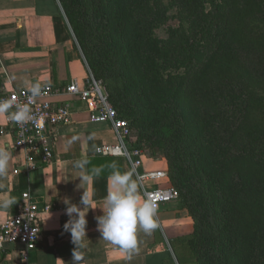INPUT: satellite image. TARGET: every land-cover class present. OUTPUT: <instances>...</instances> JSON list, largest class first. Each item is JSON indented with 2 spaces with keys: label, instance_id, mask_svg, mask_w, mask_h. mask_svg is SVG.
Segmentation results:
<instances>
[{
  "label": "trees",
  "instance_id": "1",
  "mask_svg": "<svg viewBox=\"0 0 264 264\" xmlns=\"http://www.w3.org/2000/svg\"><path fill=\"white\" fill-rule=\"evenodd\" d=\"M155 1L158 7L164 6L159 2L161 0ZM127 2L100 0L99 3L101 30L108 37L111 60L120 76L116 81L118 93L135 104L139 95L143 97L142 93H137V87L139 83L144 85L145 96L154 102L153 111L144 110V104L141 109L143 120L150 124L164 122L171 115L175 119L179 115L184 118L186 131L183 138L189 135L192 138L190 145L194 143L192 146L198 152L196 164L186 155L187 169L194 168L201 184L199 189L205 196L204 202L212 205L207 209L212 211L217 224L211 237L210 248L215 257L212 263L264 264V0L178 2L183 8L200 5L202 10L200 16H196L194 33L178 42L175 49L176 59L189 85L184 86L187 81L182 74L174 90L160 88L165 97L160 107L157 88L152 85L140 53L145 45L141 39L148 27V15L135 17L134 12H129ZM114 4L119 7L118 16H113ZM162 18L158 25L163 24ZM77 41L95 80L100 79L102 73L94 66L91 53L85 44H81L79 35ZM200 42L208 46V62L203 72L190 78L192 53L195 52L193 44ZM200 95L208 99L200 101ZM109 101L118 116L127 120L124 117L126 106H121L112 94ZM215 116L222 120H215ZM128 123L131 146L158 161L154 156L157 151L150 143L143 144L139 135H135L132 124ZM149 149L150 153L147 152ZM163 158L167 163L169 182L178 191L179 199L182 196L185 201L188 191L183 184L185 178L179 175L178 164L173 156ZM89 161L87 168L103 165L106 173L101 175H110L111 169L107 165L113 162L111 158L97 155ZM188 209L193 232L187 238L189 256L185 260L191 264H209L205 252L200 251L204 239L201 236L203 206L200 202L199 206L192 204Z\"/></svg>",
  "mask_w": 264,
  "mask_h": 264
},
{
  "label": "crops",
  "instance_id": "2",
  "mask_svg": "<svg viewBox=\"0 0 264 264\" xmlns=\"http://www.w3.org/2000/svg\"><path fill=\"white\" fill-rule=\"evenodd\" d=\"M87 76V67L74 47L57 0H0V97L28 89L33 82L65 86L73 79L86 83ZM51 100L59 106L68 105L72 121L57 128L53 161L35 171L25 170L23 154L14 148L13 132L6 124V117L0 116V131L4 132L0 133V148L7 147L12 154L9 174L0 180V185H4L0 188V198L8 195L17 198L11 209L0 210V223L19 211L21 194L26 190L41 205L52 206L51 211L41 216L42 231L37 248L31 253L32 262L74 264L75 245L71 243L70 233L63 230L68 220L64 201L69 199L83 207L80 200L86 190L97 208L89 209L86 216L89 241L82 250L80 264H191L185 259L189 256L187 238L193 232V222L176 202L160 208L155 217L158 227L151 234L138 233L135 251L123 250L100 238L95 217L103 214L100 208L104 206L109 175L81 183L78 177L81 170L74 164L96 158L100 145L114 142L112 129L106 124L90 123L84 102L67 96H55ZM111 160L120 166V171L130 170L120 160ZM144 165L147 170H166L162 161L147 156ZM18 262L16 248L0 251V264Z\"/></svg>",
  "mask_w": 264,
  "mask_h": 264
},
{
  "label": "rangeland",
  "instance_id": "3",
  "mask_svg": "<svg viewBox=\"0 0 264 264\" xmlns=\"http://www.w3.org/2000/svg\"><path fill=\"white\" fill-rule=\"evenodd\" d=\"M127 1L129 6L128 10L130 13L134 12L136 15L135 17L142 18L144 15H148V27L146 30L144 29L141 39L142 44L145 45L142 50H140V53L143 55L142 64L143 66H146L148 73L150 74L149 77L152 85L157 88L156 98L159 101L158 105L160 107V105H162L161 101L165 98L164 95H162V92L164 91L161 89L168 90L170 88L171 90H174L175 86L178 85V82L180 81L179 77H182L181 75L184 74L182 73L183 70L180 68L181 66L176 59L175 49L179 45L177 43L191 36L192 32L194 33L197 23L196 16H200L202 8L200 5L197 7L191 6L183 8L178 2H185V0H170L169 5L168 0L167 2L161 0L159 2L164 4L163 7L161 4L158 7L155 0ZM57 3L66 24L69 27L71 36L74 40V47L87 67V77L94 78L84 59L83 51L80 49L77 35L82 38L81 44H85L87 51L91 53L94 66L99 73H102L100 79H97V81L100 82L101 89L109 98H111L112 94L121 106H126L124 117L132 124L135 135H139L143 144H151V148L157 151V154L154 155L156 160L164 163L166 171L167 163L163 157L173 156V159L178 164L177 169L179 175L181 178H185L183 184L185 190L188 191V196L184 199L185 201H182V196L176 201L179 209L183 210L184 214L190 217L188 214L189 206L192 204L193 206H199L201 202L204 218L201 225V236L204 239L201 241L200 251L202 253L205 252L204 255L210 260L209 264H213L212 261L215 259L213 256L214 251L211 250L210 246L212 242V233L217 224H215V218L212 217V211L207 209L208 206L212 207V205H208L206 201L204 202L205 196L199 189L201 184L197 181L194 168L187 169L188 159L186 158V155L190 160L193 159V163L196 164L198 152L195 150L194 145L192 146L194 143L190 145V140L192 141V138L189 137V135L188 137L185 136L183 138L186 131V128H184V118L179 115L176 120L175 117L171 115L164 122L161 121L150 124L143 120L141 109L143 107L142 104H144V110L153 111L154 102L145 96L146 88L144 85L139 83L137 87V93H142L143 97L139 95L137 103H135L136 105L120 95L121 93H118V84L116 81L120 80V76L116 66L113 64L114 60H111L112 55L109 53L108 49V37L105 32L101 30L100 22L102 19V13L99 7L100 0H57ZM115 10L113 16H118L119 7L116 6ZM162 16L163 21L161 22H163V24L158 25ZM194 45L195 52L192 53L193 57L190 65V78L197 73L203 72L205 65L207 64L206 62H208V46H204L203 42H200L199 45L193 44V46ZM145 51L149 56L146 55ZM201 55H203V58ZM183 76L184 77L182 78L187 81L185 74ZM186 83L187 84L184 86L187 88L189 85L188 81ZM198 98L200 101L208 99L202 95L198 96ZM138 106H140V109H138ZM159 107H157V110ZM160 111L162 110L160 109ZM217 118H219V116H215V120H222V117H220L221 120ZM193 123L195 124V120ZM209 124L211 123L209 122ZM188 131L189 130H187V132ZM195 139L194 141L196 142ZM147 152L150 153V149ZM192 208L194 209V207Z\"/></svg>",
  "mask_w": 264,
  "mask_h": 264
},
{
  "label": "built area",
  "instance_id": "4",
  "mask_svg": "<svg viewBox=\"0 0 264 264\" xmlns=\"http://www.w3.org/2000/svg\"><path fill=\"white\" fill-rule=\"evenodd\" d=\"M27 96V89H22L11 91L0 99L11 98L17 102H26ZM55 96H67L84 102L90 123L110 126L114 142L100 145L96 154L120 160L124 166L134 170L135 177H143V195L157 204V212L162 206L179 199V193L169 182L166 170L145 169L146 154L131 146L132 134L128 121L118 116L107 94L101 89L100 82L93 77H88L83 84L73 79L65 86L45 87L43 94L32 104L37 120L24 130L6 118V124L13 132L14 148L23 154L27 172L35 171L53 161V141L57 128L72 121L69 106L55 104L51 100ZM51 210L52 206L41 205L28 190L22 192L19 211L0 223V251L16 248L19 254L18 264H34L31 253L37 248L40 239L41 216Z\"/></svg>",
  "mask_w": 264,
  "mask_h": 264
},
{
  "label": "clouds",
  "instance_id": "5",
  "mask_svg": "<svg viewBox=\"0 0 264 264\" xmlns=\"http://www.w3.org/2000/svg\"><path fill=\"white\" fill-rule=\"evenodd\" d=\"M40 82H33L28 87L26 102H17L11 98L0 99V116L24 130L29 124H34L37 117L33 113L32 104L43 94L44 88ZM42 119V117H41ZM71 143V142H69ZM118 151V150H117ZM12 154L7 147L0 148V180L6 179L9 174ZM90 161L82 159L74 164L81 170L78 176L81 183H88L101 176L104 171L103 165L87 168ZM111 169L108 176V187L106 196L103 198L102 215L95 217L97 231L107 243L129 252L138 249V233L143 231L151 234L158 227L155 219L157 215V204L150 197L142 194L143 177H136L134 170L120 171L117 163L113 161L107 165ZM81 185V184H80ZM4 185H0L3 188ZM65 214L68 220L63 225V230L71 235L73 249V262L80 264L83 260L82 250L87 248V213L89 209H95L93 201L85 190L79 205L66 199ZM17 203V198L8 195L0 198V210H9Z\"/></svg>",
  "mask_w": 264,
  "mask_h": 264
}]
</instances>
